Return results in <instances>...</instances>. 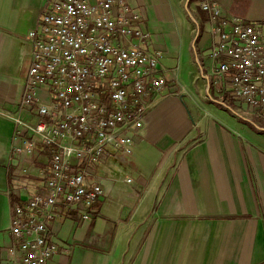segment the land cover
<instances>
[{
  "label": "crops",
  "instance_id": "obj_1",
  "mask_svg": "<svg viewBox=\"0 0 264 264\" xmlns=\"http://www.w3.org/2000/svg\"><path fill=\"white\" fill-rule=\"evenodd\" d=\"M46 1L0 0V109L21 94L25 35ZM190 1L131 0L170 69L167 85L146 99L142 126L125 130L132 152L108 147L92 165L89 182L100 181L104 195L90 218L57 210L51 227L61 246L48 264H264V112L233 100L212 73L209 24ZM213 1L227 19L264 26V0ZM12 130L0 115V264L15 258L11 195L39 189L15 163Z\"/></svg>",
  "mask_w": 264,
  "mask_h": 264
},
{
  "label": "built area",
  "instance_id": "obj_2",
  "mask_svg": "<svg viewBox=\"0 0 264 264\" xmlns=\"http://www.w3.org/2000/svg\"><path fill=\"white\" fill-rule=\"evenodd\" d=\"M197 5L212 36V73L233 100L264 112V26L227 19L213 0ZM141 18L131 0H47L26 32L22 91L0 115L13 125L15 163L39 189L11 205L13 264H48L58 253L51 223L59 208L90 218L104 195L100 181L89 182L92 165L108 147L132 152L125 130L142 126L146 99L167 85L170 69ZM36 152L45 154L39 165L29 162Z\"/></svg>",
  "mask_w": 264,
  "mask_h": 264
},
{
  "label": "rangeland",
  "instance_id": "obj_3",
  "mask_svg": "<svg viewBox=\"0 0 264 264\" xmlns=\"http://www.w3.org/2000/svg\"><path fill=\"white\" fill-rule=\"evenodd\" d=\"M184 1H186V0H184ZM190 2H191V1L189 0V3H188V7H189V8H190ZM197 10L200 11L199 8H198ZM193 12H194V11H193V9H192V13H193ZM188 16H189V15H188ZM189 17H190V16H189ZM199 22H200V21H199ZM193 24H194L193 27H194V30H195V34H196V33H198V32H197V30H198V29H197V25H196L195 23H193ZM201 31H204V28H203L202 26H201ZM207 54L209 55L210 53H207ZM207 58L209 59V56H208Z\"/></svg>",
  "mask_w": 264,
  "mask_h": 264
},
{
  "label": "trees",
  "instance_id": "obj_4",
  "mask_svg": "<svg viewBox=\"0 0 264 264\" xmlns=\"http://www.w3.org/2000/svg\"><path fill=\"white\" fill-rule=\"evenodd\" d=\"M15 202H19V198L17 196H15V195L12 194L11 195V203L13 204Z\"/></svg>",
  "mask_w": 264,
  "mask_h": 264
}]
</instances>
